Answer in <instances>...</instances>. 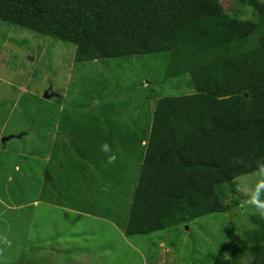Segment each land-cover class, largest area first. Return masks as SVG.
Returning <instances> with one entry per match:
<instances>
[{
  "label": "rangeland",
  "instance_id": "rangeland-1",
  "mask_svg": "<svg viewBox=\"0 0 264 264\" xmlns=\"http://www.w3.org/2000/svg\"><path fill=\"white\" fill-rule=\"evenodd\" d=\"M218 1L223 16L256 19L242 0ZM74 53L69 42L0 19V264H223L237 256L235 242L254 227L264 168L225 183L221 210L153 235L126 236L111 222H127L143 145L99 166L122 163L119 185L107 173L102 185L96 175L73 182V124L104 118L118 128L132 119L147 136L159 98L194 93L190 74L167 77L160 55L75 62ZM76 197L89 214L78 212ZM251 250L247 241L237 264H252Z\"/></svg>",
  "mask_w": 264,
  "mask_h": 264
},
{
  "label": "trees",
  "instance_id": "trees-1",
  "mask_svg": "<svg viewBox=\"0 0 264 264\" xmlns=\"http://www.w3.org/2000/svg\"><path fill=\"white\" fill-rule=\"evenodd\" d=\"M242 1L255 20L221 15L218 0H0L1 20L73 44L75 62L156 54L167 62V77L190 74L194 93L159 98L147 136L128 130L136 136L134 156L145 144L126 236L221 210L225 183L264 168V2ZM101 126L93 120L71 126L75 183L93 178L112 153L124 155ZM103 173L115 182L114 171ZM105 189L113 197L116 190ZM74 206L88 213L82 202ZM251 221L246 240L235 242L237 256L223 264H237L247 241L252 264H264V219L256 213Z\"/></svg>",
  "mask_w": 264,
  "mask_h": 264
},
{
  "label": "crops",
  "instance_id": "crops-1",
  "mask_svg": "<svg viewBox=\"0 0 264 264\" xmlns=\"http://www.w3.org/2000/svg\"><path fill=\"white\" fill-rule=\"evenodd\" d=\"M102 122H100V120H98L97 121V123L98 124H100V125H103L104 127H107L108 125H110L111 123L109 122V119H102L101 120ZM135 120L133 121L132 119H130V123L129 124H127V126H121V127H118V128H115L116 127V125H119V124H116L115 122H114V124H112L110 127H107L108 129H111V131H109V130H107V129H104V131L106 132V133H111L112 134V136H114V138H113V141H112V147L115 149V150H119V152H122L125 148H134L135 146H136V141H135V139H136V136H135V133H133V132H131V131H128L129 129H131V128H129V126H131V125H133V130H136L137 128L135 127ZM132 135V136H131ZM116 136V137H115ZM128 137H132V142L133 143H130V141H129V145H127V143L128 142H126V141H124V139H126V138H128ZM145 144V141L143 140L142 142H141V145H144ZM130 151H131V149H130ZM116 155V154H115ZM117 156V155H116ZM105 169V168H104ZM104 169L103 170H99L98 172H97V177L96 178H98L97 180L99 181H101V184H103V182H104V180H103V172H104ZM118 170V171H117ZM112 171H114V173H115V182L112 180V178H110L109 180H111L112 182H114V183H116V184H120V182H121V180H124V169H120V168H117V167H115V168H113L112 169ZM117 171V172H116ZM126 175H127V172H126ZM100 176V177H99ZM39 201H40V199H39ZM44 202V201H43ZM50 203V202H49ZM53 204V203H52ZM78 212L80 213V214H89V213H87V212H82V211H79L78 210ZM94 216V215H93ZM97 217V216H96ZM120 220H121V218H120ZM111 221V220H110ZM112 222V224L118 229V230H121L122 232H123V228H122V224H121V222L119 221V223H116V222H113V221H111ZM180 225H178V226H174V227H170V228H173V229H177V227H179ZM187 227V226H186ZM168 229V228H167ZM160 231H163V230H160ZM156 232H158L159 233V231H156ZM155 233V232H154ZM148 235H153V233H151V234H148ZM134 236V235H133ZM160 245V244H159ZM161 246H164V244H163V242H161ZM154 247L155 246H151V248H153L154 249ZM156 254H158V252L156 253Z\"/></svg>",
  "mask_w": 264,
  "mask_h": 264
},
{
  "label": "clouds",
  "instance_id": "clouds-1",
  "mask_svg": "<svg viewBox=\"0 0 264 264\" xmlns=\"http://www.w3.org/2000/svg\"><path fill=\"white\" fill-rule=\"evenodd\" d=\"M104 151H109V147L107 143H104L102 145ZM117 159L116 155L112 153L111 155L108 156V163H114L115 160ZM264 185V181L260 182L257 187ZM252 208L255 209L256 213L259 215L261 219H264V200H257L255 197L252 198L251 200ZM11 242L7 241V245L10 246ZM0 251H3V249H0Z\"/></svg>",
  "mask_w": 264,
  "mask_h": 264
},
{
  "label": "water",
  "instance_id": "water-1",
  "mask_svg": "<svg viewBox=\"0 0 264 264\" xmlns=\"http://www.w3.org/2000/svg\"><path fill=\"white\" fill-rule=\"evenodd\" d=\"M244 96H246V94H244ZM45 98H47V96H45Z\"/></svg>",
  "mask_w": 264,
  "mask_h": 264
}]
</instances>
